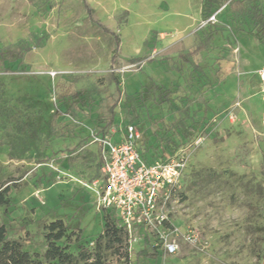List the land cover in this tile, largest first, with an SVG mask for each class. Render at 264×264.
I'll use <instances>...</instances> for the list:
<instances>
[{"label": "rangeland", "instance_id": "1", "mask_svg": "<svg viewBox=\"0 0 264 264\" xmlns=\"http://www.w3.org/2000/svg\"><path fill=\"white\" fill-rule=\"evenodd\" d=\"M204 2L0 0V50L28 48L0 62L9 238L42 254L43 225L61 218L92 246L103 214L92 135L118 142L132 123L144 159L168 140L185 167L166 212L177 253L166 254L157 229L136 228L129 264H264V0H217L210 12Z\"/></svg>", "mask_w": 264, "mask_h": 264}, {"label": "built area", "instance_id": "2", "mask_svg": "<svg viewBox=\"0 0 264 264\" xmlns=\"http://www.w3.org/2000/svg\"><path fill=\"white\" fill-rule=\"evenodd\" d=\"M260 92L264 99V63L257 71ZM98 147L99 179L96 181L97 207L110 212L127 232L128 242L136 228L157 229L164 251L175 255L178 245L169 235L178 231L167 224V207L171 197L180 188L181 173L185 167L183 159L174 153L165 159L143 158L136 141L140 139L136 127L128 123L121 131V140H113L108 134H93ZM166 224L168 226H166ZM183 240L196 244L194 231H186Z\"/></svg>", "mask_w": 264, "mask_h": 264}, {"label": "trees", "instance_id": "3", "mask_svg": "<svg viewBox=\"0 0 264 264\" xmlns=\"http://www.w3.org/2000/svg\"><path fill=\"white\" fill-rule=\"evenodd\" d=\"M206 6L205 11L210 12L212 6L217 0H204ZM241 2H231L230 7L234 11H239ZM106 30V29H105ZM259 40V35H255ZM114 38V50L112 53L111 62L117 57V49L119 39L116 35ZM203 47H197L193 52L202 50ZM28 48L23 45H9L0 50V62L7 60L6 55L15 56V59H21ZM140 61L133 59L132 62ZM109 80L120 89V81L111 73ZM71 101L70 108L77 104ZM116 101L111 107L113 116L114 109L117 106ZM113 117H111L106 125H112ZM103 130V129H102ZM184 135H190L189 129H182ZM161 140L150 155V159H165L168 154H173L176 147L166 140L164 143ZM99 165V163H98ZM9 187L0 186V209L6 208L9 205ZM166 226H168L166 224ZM43 238L45 250L42 254L37 252H29L24 249V245L19 239H11L8 237L6 226L0 221V264H129V242L127 232L119 225L117 218L110 212L103 211L102 214V229L95 237L93 245L81 244L82 231L81 229L68 230L67 224L61 218L53 219L43 225ZM76 245L75 250L71 247Z\"/></svg>", "mask_w": 264, "mask_h": 264}, {"label": "crops", "instance_id": "4", "mask_svg": "<svg viewBox=\"0 0 264 264\" xmlns=\"http://www.w3.org/2000/svg\"><path fill=\"white\" fill-rule=\"evenodd\" d=\"M115 134H116V133H115ZM115 134H114V135H115ZM114 135H112V136L114 137Z\"/></svg>", "mask_w": 264, "mask_h": 264}]
</instances>
